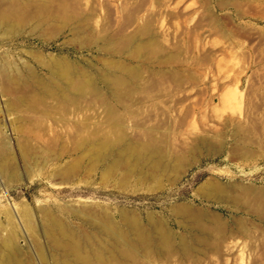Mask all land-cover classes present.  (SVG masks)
<instances>
[{"label":"rangeland","instance_id":"374dc122","mask_svg":"<svg viewBox=\"0 0 264 264\" xmlns=\"http://www.w3.org/2000/svg\"><path fill=\"white\" fill-rule=\"evenodd\" d=\"M67 4V9H60L74 20L69 21L71 29L63 20L35 28L27 24L23 31L10 33L0 23V156L9 162L14 159L17 169L16 178L0 173V250L15 229L20 237L17 245L26 253L21 251L22 257L31 253L41 264L36 241L53 254L42 235L49 222L45 210L98 244L106 238L97 230L102 209L128 229L118 217L126 209L146 230H157L159 222L170 231L144 232L152 245L146 256L139 232H126L137 245L138 264H264V0H69ZM3 6L0 0V15ZM38 13L44 19L52 14L46 7L33 6L19 17ZM56 59L66 60L74 79L83 71L86 81L80 83L87 88L82 95L69 92L79 102L63 108L57 102L59 109L38 86L41 78L54 91L65 88L62 78L52 72L57 70ZM31 93L45 98L47 108L35 105ZM31 104L36 113L28 108ZM63 109L72 111L62 114ZM53 124L59 136L53 135ZM91 129L94 133H89ZM97 132L138 144L144 154V163L138 165L145 168L143 173L139 168L131 172L124 185L116 176L101 179V167L90 174L85 171L88 175L77 173L66 183L52 178L58 165L73 164L74 157L82 154L57 159L67 140L65 148L70 150L82 135ZM61 142L65 143L59 148ZM161 156L170 163L176 156L184 161L176 177L175 171L157 169L154 178L153 167L149 174L150 162ZM82 159L83 166L89 164L86 155ZM157 180L162 182L159 188ZM57 206L74 208L78 214L63 213ZM87 207L96 216L95 223ZM29 221L37 228L30 229ZM163 234L169 236V245L162 241ZM127 261L123 264L133 263Z\"/></svg>","mask_w":264,"mask_h":264},{"label":"bare ground","instance_id":"6f19581e","mask_svg":"<svg viewBox=\"0 0 264 264\" xmlns=\"http://www.w3.org/2000/svg\"><path fill=\"white\" fill-rule=\"evenodd\" d=\"M69 1V0H68ZM67 0H4V5H5V7L4 8H2V15H0V23L2 24V25H4L5 27H4V29H5V31H7V32H10V33H16V32H19L20 30H22L23 29V27L25 26V25H29V24H33L34 25V28H35V26H37V27H39V26H41V25H44V24H48L50 21H54V22H56V21H63L64 20V26L65 27H67V28H69V29H71V22H73V21H71V19H70V17H64V15L61 13V9H60V7L61 8H66L67 9V2H68ZM3 5V4H2ZM33 6H38V8H41V7H46V8H48V9H50L51 10V12H52V14H51V16L49 17V18H46V19H44L42 16H41V14L40 13H38V14H36V15H34L33 17H29V16H21V17H19L23 12H25L26 10H29L31 7H33ZM73 16V15H72ZM17 17V18H16ZM75 17H76V15H75ZM69 18V19H68ZM69 21H71V22H69ZM74 23V22H73ZM3 28V27H2ZM45 28V27H44ZM30 30H33L32 28H30ZM29 30V31H30ZM37 30V29H36ZM23 31V30H22ZM35 31V30H34ZM38 31V30H37ZM43 32V31H42ZM26 34V33H25ZM29 34H30V32H29ZM11 35V34H10ZM9 35V36H10ZM37 35H39V34H37ZM36 35V36H37ZM14 36V35H13ZM40 36V35H39ZM37 55V54H36ZM36 55H33V56H36ZM39 55H40V53H39ZM38 55V56H39ZM42 55V54H41ZM37 57V56H36ZM42 57V56H41ZM41 57L39 58V59H41ZM36 59V58H35ZM38 59V58H37ZM45 59V58H44ZM43 59V61H45ZM59 59V58H58ZM53 60V59H52ZM65 60V59H64ZM64 60H59V61H57V59H56V61H57V66L59 67H57L56 65V68H57V70H56V72H54L53 70H52V72L53 73H56V76H58L59 78H62V81L66 84V86H64L65 88H61V87H59V90L58 91H54L53 89H51V88H49L48 87V84H45V82L43 81L42 82V80H41V78H39V89H41V91L44 93L45 92V95H47L49 98H51V99H53L54 101H56V105H55V107L56 108H58V107H62L63 108V105H65L66 103H71V104H76V102L78 101L77 99H78V97H73L70 93H74V92H77V94L78 93H80L81 95L83 94V92L85 91V89H87L86 88V86L84 85V83H80L81 81H86L85 80V76H84V74H83V71H81L80 72V74H79V72H78V74L76 75V78L74 79L73 78V76H72V73L73 72H71L70 70H69V68H71L70 66H67L68 65V63H65V61ZM38 61V60H37ZM49 61V60H48ZM56 61H54V63L56 62ZM42 62V61H41ZM39 63V62H38ZM51 63V62H50ZM50 63H49V65H50ZM48 64V63H47ZM53 64V63H52ZM49 65H48V68L49 69H51L50 67H49ZM52 66V65H51ZM64 66H66V67H64ZM53 67H54V65H53ZM78 67V66H77ZM55 68V69H56ZM78 69V68H77ZM81 69V68H80ZM68 70H69V72H68ZM73 70V69H72ZM79 70V69H78ZM82 70V69H81ZM31 71H32V69H31ZM51 71V70H50ZM32 72H34V71H32ZM31 72V73H32ZM75 72H77L76 70H75ZM35 73V72H34ZM30 75V74H29ZM34 76L36 75V74H33ZM54 75V74H53ZM30 76H32V75H30ZM79 77V79H78V77ZM33 77V76H32ZM37 79H38V77L37 76H35ZM81 77H83V79H81ZM57 78V77H56ZM53 79V78H52ZM124 80V79H123ZM117 81L118 82H122V79H121V77H119V78H117ZM87 82L89 83V85H92L93 86V84L91 83V81L88 79L87 80ZM38 83V82H37ZM36 83V84H37ZM51 83V82H50ZM49 83V84H50ZM53 83H55L54 82V80H53ZM52 83V84H53ZM57 83V82H56ZM64 83L62 84V85H64ZM45 84V85H44ZM51 84V85H52ZM47 85V86H46ZM56 85V84H55ZM56 86H59V84H57ZM55 88V87H54ZM58 88V87H57ZM56 89V88H55ZM61 89V90H60ZM111 89V88H110ZM33 91V90H32ZM36 91V90H35ZM40 91V90H39ZM89 91V90H88ZM112 91H114V90H112ZM70 92V93H69ZM90 92V91H89ZM36 93H37V91H36ZM118 93V92H117ZM75 94V93H74ZM79 94V95H80ZM85 94V93H84ZM110 94H112V92L110 93ZM114 94V93H113ZM15 95V94H14ZM28 95V94H27ZM31 95H35L36 96V94L34 93H31ZM41 95H43L42 93H41ZM40 95V96H41ZM45 95H44V97H45ZM87 95V94H86ZM29 96V95H28ZM38 96V95H37ZM35 97V98H33V101L30 99L29 100V97L27 98L29 101H32V102H34L35 103V105H36V103L39 105V103H43V105H45L46 106V104H48V103H46V102H44L45 101V98H42V97ZM84 96V95H83ZM83 96H82V98H83ZM114 96H116V94L114 95ZM119 96V95H118ZM18 97V96H17ZM16 97V95H15V98H17ZM22 97L24 98V96L22 95ZM21 97V98H22ZM27 97V96H26ZM25 97V98H26ZM22 98V99H23ZM19 99V98H18ZM48 99V98H47ZM50 99V100H51ZM13 100V99H12ZM28 100H26V101H28ZM49 100V99H48ZM47 100V101H48ZM49 100V101H50ZM118 100H119V98H118ZM27 102V103H30V102ZM52 101H50V104H51V102ZM24 101L22 100V103H23ZM31 102V103H32ZM57 102H60V103H63L62 105H60V106H58L57 107ZM79 102V101H78ZM77 102V103H78ZM119 102V101H118ZM26 103V102H25ZM34 103H33V105H34ZM20 105H21V103H20ZM49 105V104H48ZM52 105H53V103H52ZM79 105V104H78ZM78 105H75L76 107L78 106ZM31 106H32V104H31ZM65 106H67V105H65ZM64 106V109L66 108ZM75 106H73L74 108H75ZM13 107H14V105H13ZM34 106H32V107H29L28 106V108H32V110L33 109H36L34 112L36 113V111L38 110L37 108H36V106H35V108H33ZM44 107V106H43ZM54 106H53V108H55ZM79 107V106H78ZM15 108V107H14ZM28 108L26 109L27 111H28ZM46 108H47V106H46ZM45 108V109H46ZM48 108H50V106L48 107ZM69 108V107H68ZM107 108H110V107H107ZM112 108V107H111ZM110 108V109H111ZM17 109V108H16ZM19 109H21V108H19ZM19 109H17V110H19ZM51 109H52V106H51ZM59 109V108H58ZM58 109H55L54 111H57ZM63 109V110H64ZM114 109V108H113ZM113 109H111L112 111H113V113H115L114 112V110ZM50 110V109H49ZM53 110V109H52ZM69 110V109H68ZM107 110V109H106ZM105 110V111H106ZM20 111V110H19ZM54 111L51 113L50 112V114H54ZM65 111V110H64ZM67 111V110H66ZM64 112L63 113V111H62V114H67V113H69V115H70V112L72 111V109L70 110V112ZM110 111V110H109ZM109 111L107 110L105 113L108 115V117H106V118H108L109 119ZM112 111H111V113H112ZM16 112V111H15ZM21 112V111H20ZM19 112V113H20ZM40 113H41V111H39ZM44 112H45V110H44ZM47 112V111H46ZM45 112V113H46ZM49 112V111H48ZM59 112V111H58ZM43 113V112H42ZM104 113V114H105ZM17 114V113H16ZM73 114V113H72ZM68 115V114H67ZM107 115H104V116H107ZM115 115V114H114ZM24 116V115H23ZM28 116H30V115H28ZM56 116H58L57 114H56ZM87 116V118H88V115H86ZM113 116V115H112ZM111 116V117H112ZM116 116V115H115ZM114 116V117H115ZM20 118H21V116H19ZM26 117H27V115H26ZM31 118V120H32V116H30ZM71 117V116H70ZM77 117V116H76ZM82 117H85V115L84 116H82ZM15 118H17L18 119V117H15ZM14 118V119H15ZM86 118V117H85ZM84 118V119H85ZM89 118H90V116H89ZM104 118V117H103ZM116 118V117H115ZM24 119V118H23ZM29 119V120H30ZM53 118L51 117L49 120L51 121ZM56 119V118H55ZM57 119H58V117H57ZM20 120V119H19ZM29 120H27V121H29ZM33 120H35V117H34V119ZM38 119H36V121H37ZM45 120V119H44ZM110 120V119H109ZM115 120H118V119H114V121H112V122H115ZM23 121V120H22ZM69 121V120H68ZM38 123L40 122L39 120L37 121ZM54 123H55V121H53ZM59 122V121H58ZM65 122H66V120H65ZM73 122V121H72ZM50 123H52V121L50 122ZM49 123V124H50ZM69 123V122H68ZM75 123V122H74ZM117 123H118V121H117ZM121 123V122H120ZM120 123H118V124H120ZM34 124V123H33ZM37 124V123H36ZM36 124H34V125H36ZM61 126H62V124H60ZM83 126H84V124H82ZM93 125V124H92ZM56 126V125H55ZM54 126V124H53V127H54V130H52L51 129V125H50V130H52V133H53V135H55V133H54V131L55 130H57V129H59V128H56ZM37 127H38V124H37ZM42 127V126H41ZM52 127V128H53ZM85 127H86V124H85ZM99 127V126H98ZM98 127H96L97 129H98ZM56 128V129H55ZM95 128V127H94ZM94 128H92L93 130H94ZM102 128H104V127H102ZM110 128H111V126H110ZM38 129V128H37ZM75 129V128H74ZM91 129V130H92ZM117 129H119V127H117ZM40 130V129H39ZM89 131V133H94V131L96 132V129L93 131ZM116 130V129H115ZM114 130V131H115ZM120 130H121V128H120ZM116 131H118V130H116ZM60 133V132H59ZM65 133V132H64ZM89 133H87L88 135H82L80 138H79V142H78V144H77V142H75L76 144H74L75 146H73L70 150H67L66 148H68L66 145L68 144V141L69 140H67V138L68 137H70V135H68V137L67 138H65L66 140H67V144H65V146H64V143H62L61 142V145H60V147L59 148H61V146H64V148H62V150H65V151H63L62 152V154L57 158V159H60L61 157H63V155H64V157H65V154H68V153H70L71 155H74L75 153H80L81 155H78V156H80V157H78V156H75L74 158L76 159V161H75V159H73L75 162L73 163V164H67V165H65V166H63V165H58V168L56 169V170H53L52 171V173H50V175H52V178L54 177H59L63 182H68V181H70L74 176L76 177L77 176V173L78 174H81V173H83L84 174V172L85 171H87V172H91L92 170H96L97 168H99V167H101V179H104V181H105V179L107 178H109V177H111V176H116V177H118V180H119V183L121 182L122 184L124 183V180H125V182L126 181H128V175L130 176V174H131V172H134V171H136L138 168H139V164L141 165V163H144V162H141V161H144V160H142L143 159V155H142V153H141V151L139 150L140 148L138 147V144H135V143H133L132 141H130V140H124V139H118V141H115V140H117V139H112V138H110V136H109V134L108 133H103V134H101V133H99V132H97V133H95L94 135L92 134V135H89ZM112 133H113V130H112ZM66 134V133H65ZM74 133H72L71 135H73ZM120 134H122V133H120ZM42 135V134H41ZM44 135V134H43ZM42 135V136H43ZM58 134H56L55 136H57ZM67 135V134H66ZM54 136V138H53V140H55L56 139V137ZM59 136V135H58ZM74 137V136H73ZM34 138H36V137H34ZM48 139V138H47ZM30 140V139H29ZM51 140H52V137H51ZM36 141V140H35ZM47 141H49V140H47ZM61 141V140H60ZM74 141V140H73ZM136 141H137V139H136ZM205 141V140H204ZM50 142V143H49ZM48 142V144H53L51 141H49ZM55 142H57V141H55ZM138 142V141H137ZM207 142V141H206ZM47 143V142H46ZM74 143V142H73ZM139 143V142H138ZM19 144V143H18ZM63 144V145H62ZM71 144V143H70ZM139 144H141V143H139ZM206 144H208V143H206ZM27 145V144H26ZM55 145V144H54ZM53 145V147L52 148H56L55 146ZM204 145V144H203ZM208 145H210V144H208ZM208 145H206V146H208ZM3 146V145H2ZM212 146V145H211ZM0 148H2V147H0ZM25 148V147H24ZM23 148V149H24ZM142 148V147H141ZM9 149V148H8ZM27 149V148H26ZM26 149H24V150H26ZM145 150V148H142V150ZM5 150H6V148H5ZM56 150V149H55ZM146 150H147V148H146ZM146 150H145V152H146ZM209 150V149H208ZM28 150H26V152H27ZM54 151V149L53 150H51V152H53ZM61 151V150H60ZM2 152V150L0 151V153ZM10 152V151H9ZM23 152V151H22ZM55 152V151H54ZM144 152V153H145ZM23 153H25V151L23 152ZM33 153V152H32ZM152 153V152H151ZM151 153L149 154V157H146L147 159L148 158H150V156H151ZM8 154H10V153H8ZM7 154V155H8ZM30 154V153H29ZM153 154V153H152ZM6 155V156H7ZM25 155V154H24ZM28 155V154H27ZM26 155V156H27ZM87 156L88 157V162H89V164H86V165H82V163L81 162H83L82 160V158L84 157V156ZM8 156H10V155H8ZM12 156H14L13 154H12ZM29 156V155H28ZM38 156V155H37ZM37 156L35 157L37 160H40L39 159V157L37 158ZM53 156V155H52ZM154 156V154L151 156V157H153ZM180 156V155H179ZM11 157V156H10ZM24 158H25V156H23ZM22 157V158H23ZM63 157V158H64ZM180 157H182V156H180ZM179 157V158H180ZM12 158V157H11ZM15 158V157H14ZM78 158V159H77ZM146 158H145V160H146ZM178 158V156H176L175 157V163H174V161H173V163H170L169 162V160L167 161H165V156L163 157V156H161V158H158V159H154V160H152L153 162H150V163H153L152 165H150L149 164V166H151L150 167V172H149V174L151 173V168L153 167V171H152V173L150 174L152 177H156V171L155 170H157L158 169V171L159 170H162L163 172H168V171H170V170H172V172L171 173H168V174H172L174 171L176 172V173H173V174H175V177H176V174H177V172H179V170H181L180 168H181V166H182V164H183V162L184 161H182L181 159H179ZM183 158V157H182ZM8 159H10V158H8ZM7 158H4V157H2V156H0V173L2 174H7L8 173V177H12V178H16V176H17V169H16V167L14 166V164H12V161L14 160H11V162H9V161H7L8 160ZM32 159H33V156H32ZM26 161V158L25 159H23V161ZM28 160V159H27ZM34 160V159H33ZM37 160H35L36 161V163H38L37 162ZM184 160V159H183ZM19 161V160H18ZM18 161H14L15 162V164L16 163H18ZM42 161V160H41ZM64 161V160H63ZM20 162H21V159H20ZM25 163V162H24ZM32 163H35V162H32ZM35 163V164H36ZM72 163V162H71ZM146 163V162H145ZM26 164V163H25ZM42 164V163H41ZM19 165H21V163L19 164ZM24 165V164H23ZM30 165V164H29ZM44 165H45V163H44ZM44 165H41V166H44ZM136 165V166H135ZM143 165V164H142ZM36 166V165H35ZM34 166V167H35ZM39 166V165H38ZM144 166V165H143ZM31 167V166H30ZM29 167V168H30ZM140 167H142V166H140ZM146 167H148V166H146ZM18 168V167H17ZM20 168H22V166L20 167ZM40 169V168H39ZM145 169V168H144ZM143 168H139V173L141 174V173H143V170H144ZM24 170V169H23ZM25 170H26V168H25ZM27 171V170H26ZM25 171V172H26ZM24 172V173H25ZM90 172H89V174H90ZM154 172V173H153ZM23 173V174H24ZM26 173H28V172H26ZM138 173V174H139ZM146 173V172H145ZM162 173V172H161ZM168 174H167V177H168ZM84 175H88V174H84ZM137 175V174H136ZM149 175V176H150ZM178 175V174H177ZM19 176H20V173H19ZM83 176V175H82ZM146 176V175H145ZM144 176V177H145ZM173 176V175H172ZM0 177H2V176H0ZM6 177V176H5ZM7 177V178H8ZM27 177H29V176H27ZM141 175L139 176V177H137V178H140L141 179ZM160 177H161V175H160ZM170 177V176H169ZM175 177H172L173 178V182H174V178ZM84 178V177H83ZM86 178V177H85ZM171 178V177H170ZM55 179H57V178H55ZM101 179H100V181H101ZM145 179V178H144ZM153 179V178H152ZM159 179H161V178H159ZM166 179V178H165ZM53 180V179H52ZM146 180V179H145ZM54 181V180H53ZM144 181V180H143ZM143 181H142V183H143ZM151 181V180H150ZM153 181V180H152ZM167 181V180H166ZM8 182H10V181H8ZM56 182V181H55ZM99 182V181H98ZM102 182V181H101ZM149 182V181H148ZM58 183V182H57ZM114 183V182H113ZM127 183V182H126ZM138 183V182H137ZM156 183H157V185H156V187L157 186H159L160 184L159 183H162L161 182V180H157L156 181ZM168 183V182H167ZM170 183V182H169ZM115 184V183H114ZM124 185V184H123ZM138 185V184H137ZM124 187V186H123ZM154 187V186H153ZM156 187H154V188H156ZM160 187H162V184H161V186ZM157 188H159V187H157ZM156 188V189H157ZM23 204V203H22ZM39 205V204H38ZM64 205V204H63ZM179 205V204H178ZM177 205V206H178ZM23 206H24V204H23ZM22 206V207H23ZM26 206V205H25ZM66 206H70V205H66ZM177 206H176V208H177ZM180 206V208L182 207L183 208V206H181V205H179ZM179 206H178V208H179ZM43 207H45V206H43ZM48 207V206H47ZM83 207V206H82ZM82 207H80L81 208V210H83V208ZM28 208V207H27ZM40 208H41V205H40ZM49 208V207H48ZM56 208H58V210L59 211H61V212H63V213H70V214H73L74 212L75 213H77V210L75 211L74 210V208H67V207H65V206H57ZM88 209L86 210V211H88L89 210V208L90 207H87ZM176 209V210H178L179 211V209ZM184 208H185V206H184ZM22 209V208H21ZM92 209V208H91ZM102 209V208H101ZM109 209V208H108ZM173 209V212H174V207L172 208ZM23 210V209H22ZM28 210H30V208H28L27 209V211ZM39 210V209H38ZM92 210H94V209H92ZM102 210H104L105 212H102V216H100V214H99V217H100V219L98 218V222L97 223H99V225H97V227H98V231L100 230V231H102V232H100L102 235H103V238H105L104 239V241H100L98 244H95L93 241H91L90 240V237L88 236V234L86 233V232H74L75 230H73V228L69 225V224H67L66 222H64L59 216H57V215H55L54 213H52L50 210H45V216H46V218H44V219H46L47 220V224L45 225L44 224V226L45 227H43L44 228V232L42 231V235H43V237H44V239H45V242L46 243H48L49 244V246H50V248L53 250H51L52 252H53V254H52V256H50V255H48L47 253H46V251L44 250V248H43V246L41 245V243H39L38 241H36V247H37V250L36 251H38V259H39V262L41 263V264H123V262H125V261H127V260H130V261H133V263L132 264H138L137 263V253H138V249H137V245H135V243L133 242V240L131 239L132 238V236H131V238H130V236H129V234L128 233H126V232H135V235L137 234V232H139V237L138 236H134V238L136 237H138V238H140L139 239V241H141V245H140V247H144V249L146 250V252L145 253H147V254H145V256L146 255H148L149 253L148 252H150L151 253V250H152V245H151V240L149 241V237L148 236H146L145 235V233L144 232H165L166 234H167V232H170L169 231V229L167 230V229H164V227H162L161 225H159L158 223V220H157V224H155L156 225V227H157V230L156 229H154V231H149L148 229L146 230L144 227V225L141 223L142 221H140L138 218H136L137 216L135 215V216H132V215H129L128 216V212H126V209H125V211H120L119 212V214H118V217H119V221L120 222H122L124 225L126 224V227L128 228V229H124V228H122L121 226H119L118 225V223H117V216L116 215H114V214H111V213H108L105 209H102ZM110 210V209H109ZM118 211L120 210V209H117ZM122 210V209H121ZM132 210V209H131ZM180 210H182V209H180ZM187 210H188V207H187ZM186 209H185V211H184V209H183V211L184 212H186V213H189L188 211H187ZM190 210V209H189ZM6 211H7V209H6ZM16 211V210H15ZM36 212H37V210H35ZM9 212V211H8ZM40 212L42 213H44V211H42V210H40ZM91 211L89 210V213H90ZM111 212V211H110ZM10 213V212H9ZM93 213H94V215H95V211H93ZM97 213H98V211H97ZM18 214V213H17ZM29 214V213H28ZM78 214V213H77ZM83 214V213H82ZM82 214H79V216H81L82 218L83 217H85V219H86V216H87V218H89L90 216H88V215H86V216H82ZM91 214V217H92V213H90ZM131 214H133L132 212H131ZM150 214H152V213H150ZM31 216H32V214H30ZM98 216V215H97ZM130 216H132V218L130 217ZM150 217H151V215H149ZM148 216V217H149ZM42 217V216H41ZM40 217V218H41ZM93 217H95V218H93ZM92 218H93V222L95 223L96 222V216H93ZM134 217V218H133ZM149 217V218H150ZM18 218V217H17ZM34 218V217H33ZM149 218H147V219H149ZM153 218H154V216H153ZM156 218V217H155ZM90 219V218H89ZM150 219H152V217L150 218ZM12 220V219H11ZM33 220V221H32ZM31 221L32 222H34L35 223V220L34 219H32ZM92 220V219H91ZM90 221V220H89ZM152 221H156V219L154 220V219H152ZM151 221V224L153 223L154 224V222H152ZM5 222H7V220L5 221ZM10 222V221H9ZM14 222V221H13ZM32 222H30L29 221V223H28V227L30 228V229H35L34 228V225H35V227H36V224H32ZM46 222V221H45ZM149 222V221H148ZM87 223H89L88 221H87ZM91 223H92V221H91ZM2 224V223H1ZM17 224V223H16ZM152 224V225H153ZM164 224V223H163ZM4 225H6V224H4ZM23 225V224H22ZM94 225V224H93ZM149 225V224H148ZM158 225V226H157ZM21 226V225H20ZM166 226V225H165ZM152 227V226H151ZM37 228V227H36ZM43 228H41L42 230H43ZM4 229V228H3ZM3 229H2V231H3ZM0 230H1V228H0ZM6 231V230H5ZM4 231V232H5ZM23 231V230H22ZM1 232V231H0ZM3 232V233H4ZM6 233V232H5ZM2 233H0V235H1ZM91 234H93L95 237L97 236L95 233H91ZM101 234H100V236H101ZM131 234V233H130ZM151 234V233H150ZM170 234V233H169ZM92 235V236H93ZM148 235V234H147ZM156 235V234H155ZM162 235V234H161ZM160 234H159V236H161ZM164 235V234H163ZM23 236V235H22ZM21 236V237H22ZM32 236V235H31ZM93 236V237H94ZM105 236V237H104ZM153 236V235H152ZM94 237V238H95ZM163 237V242H164V244H170V240H169V236L168 235H164V236H162ZM161 237V238H162ZM5 238V237H4ZM20 237H19V234H18V232L15 230V229H12V231L10 232V234L3 240V244L1 245V246H3L4 248H2V249H4V250H0V264H36V262H34L35 260L32 258V256H29L31 253H29V252H27V254H28V256H27V258L26 259H24L23 257H22V252L21 251H23V250H21L19 247H22V246H19V245H17L18 243H17V240L19 239ZM34 238V237H33ZM33 238H32V240H33ZM151 238V237H150ZM160 238V237H159ZM161 238H160V240H161ZM0 239H1V236H0ZM21 240V239H20ZM31 240V241H32ZM96 240H100V239H97V237H96ZM135 240V239H134ZM155 240V239H154ZM35 241V240H34ZM138 241V242H139ZM161 241V242H162ZM32 243H34L33 241H32ZM140 243V242H139ZM157 243H158V241H157ZM156 243V244H157ZM1 244V243H0ZM160 246V245H159ZM24 248V247H23ZM34 248V247H33ZM25 250V249H24ZM154 250H156V249H154ZM23 253H25L24 251H23ZM37 253V252H36ZM143 253V255H144V252H142ZM26 254V253H25ZM24 256V255H23ZM34 260V261H33ZM128 262V261H127ZM129 264H130V262H129Z\"/></svg>","mask_w":264,"mask_h":264}]
</instances>
